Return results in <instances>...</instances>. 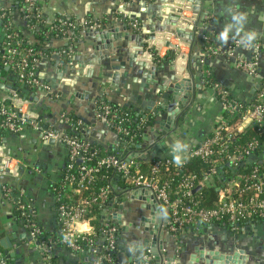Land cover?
Returning a JSON list of instances; mask_svg holds the SVG:
<instances>
[{
  "label": "crops",
  "instance_id": "obj_1",
  "mask_svg": "<svg viewBox=\"0 0 264 264\" xmlns=\"http://www.w3.org/2000/svg\"><path fill=\"white\" fill-rule=\"evenodd\" d=\"M1 2L9 7L13 0ZM41 5L43 17L48 25L60 19H72L76 28L80 29L78 33L81 34L75 48L72 45L68 47L67 38H52L49 45L53 51L39 65L51 91L45 94L42 91H32L30 98L45 127L64 133L69 132L70 128L62 121L61 114L71 113L83 121L86 139L97 142L107 149L114 147L117 145L114 141L118 135L97 118L100 105L109 101L120 105L132 115L133 121L138 124L137 129L143 128V123H150L144 127V133L163 147L157 151L156 157L179 156L182 159L187 156L194 144L205 140L221 113V105L213 98L210 86L204 85V82H208L204 79L203 71L211 72L212 79L225 88L232 89L239 98L253 97L257 80L238 70L234 65L237 56L249 55L250 51L247 48L236 49L233 58L205 55L203 36L206 31L203 22L198 27L191 57L190 45L187 42L171 34L163 36V33L172 32L171 28L178 25L182 30L189 32L193 30L194 25L189 26L187 19L196 14L198 17V13L190 0H154L151 3L143 0H41ZM204 11L206 18L208 16L213 20L211 28L213 35L211 32L210 35L214 37L215 45L222 47L227 44L218 39L226 27L230 29V37L242 38L247 42H260L264 45V0H205ZM152 15H160L164 20L173 16L180 18V21L176 25H170L152 18ZM185 16L187 18H184ZM134 22L141 25V28L134 29L132 26ZM93 23H100L108 30L116 28L123 34L120 39H113L112 47L109 49L112 54L99 63H93L91 59L105 50L98 51L96 46L101 42L86 35L89 25ZM151 24L155 27V39L150 37ZM125 25L129 26L130 33H134L135 30L141 31L147 51L137 59L147 62L151 68L136 65L132 68L126 67L127 52L138 47L134 42L130 43L129 47L124 45ZM250 33H255L256 39L249 40ZM2 34L0 29V39ZM174 47L179 48V54L173 60H167V55ZM64 49L73 50L72 64L69 63L70 60L67 64L62 61L59 52ZM189 59L192 62L195 80L202 88L198 91L193 105L180 119L177 131L171 133L163 129L158 122L168 123V112L175 107L172 92L163 89L159 91L157 84L163 83L171 87L188 78ZM172 65L175 67L173 70ZM153 67H156L158 73L157 84L149 81L150 75H144L145 71L151 74ZM115 73L120 74L118 86H114L112 82ZM0 77L5 78L4 82L0 81V95L15 89L14 76L0 74ZM1 84L5 86L1 87ZM190 91V88L185 90L191 96ZM32 94L37 97V101H34ZM172 126L173 123L170 124L171 129ZM139 142L143 143V147L149 146V142L143 139L139 141L136 138L134 143ZM5 145L12 159L10 166L14 169L17 166L18 171L16 174L5 176L0 173V240L5 238L11 241L10 252H14L15 256H8L13 264H41L40 252L31 246L32 238L25 227V222L16 206L5 198L3 186L11 183L14 190L25 197L43 228L51 234L56 233L59 223L58 207L53 189L65 170L69 150L61 141L43 143L39 133L32 128L26 130L22 137L8 138ZM134 150L138 149L131 142L127 153ZM150 157L152 156L149 155L148 158ZM143 204V201L127 197L122 208L120 206L118 210L127 229L122 228L120 245L124 251H117V264H138L137 260L141 256L138 250L134 249V245L142 244L145 239H152V236L140 226L142 217L151 216L150 211L142 207ZM195 225L185 229L178 239H175L167 228L165 229V257L179 251L180 262L186 264L197 255V247L203 254L207 251L220 250L223 253H231L230 255H233L234 248H240L244 249L248 259L246 264H264V223L258 221L243 227L238 225L235 229L214 225L197 228ZM51 249L59 258L60 264H80L87 258L92 259L90 253L86 254L84 259H80L57 242L51 243ZM0 250L5 254L1 246ZM128 253L131 257H128ZM150 264H156L154 259Z\"/></svg>",
  "mask_w": 264,
  "mask_h": 264
},
{
  "label": "built area",
  "instance_id": "obj_2",
  "mask_svg": "<svg viewBox=\"0 0 264 264\" xmlns=\"http://www.w3.org/2000/svg\"><path fill=\"white\" fill-rule=\"evenodd\" d=\"M150 2L153 0H143ZM36 0H23L22 10L26 13L25 17H34L41 19L43 14L39 7H35ZM0 0V9L2 4ZM6 12L0 14V19L5 21L1 24V29L5 40L0 45V64L16 72L19 82L22 85L30 87L33 91H42L50 93L51 88L44 80L39 69L43 59L47 57L43 51H37L33 47H26L20 36L19 27L13 25L10 19H6ZM204 29L206 34L203 36L205 41V55L208 56H225L226 58L235 57V51L239 48H247L250 53L248 56H237L235 58V67L245 72L251 78L257 80L256 89L253 97L242 99L233 93L232 89L225 88L221 83L214 82L210 86L213 98L219 101L221 113L217 118L211 132L200 144H194L188 151L187 156L198 157L209 163L211 180L214 176L223 170L226 163L232 166L237 165L245 156H251L257 148H260L264 158V146L260 145V140L253 138L248 143H239L234 145V137L245 131L248 127L258 125V132L264 138V45L260 42H247L242 38L230 37L226 45H215L209 33L213 26L212 18L205 17ZM25 25V22H24ZM63 26L76 27L74 22L64 21ZM133 28H137L138 23H132ZM90 28H103L100 23L89 25ZM34 29V26L31 27ZM69 39V37H67ZM60 55H64L71 60L73 50H62ZM203 74H209L203 71ZM33 100L30 96H25L18 91L12 90L9 93L0 95V173L11 175L17 173L18 167L14 169L10 166L12 161L7 153L5 142L8 138L22 137L29 128L35 129L43 143L51 140L61 141L69 150V158L65 169L66 185L76 197L71 203H59L58 222L61 224L60 244L72 251L82 252L81 243L87 241L92 244L91 236L96 232L95 225L92 221L95 216L86 218L92 209H102V241L99 246H91L90 254L92 264H103L105 260L110 261L114 251H118L119 240L118 233L121 224L116 216L120 206L125 203L128 194L122 197L115 206L117 193L124 191L114 189L115 178L110 179L107 187H102L98 192L91 191L86 195V191L92 189L91 185L96 180V176L104 168H113L114 174L122 176L125 181L131 185L130 188H138L147 191H153L161 201L166 215L168 216L167 230L172 233L173 237L178 239V231H185L186 227L199 223H214L226 220L233 225L241 221L264 217V170L258 166L253 168L250 173L230 171L232 174L222 183L219 188L218 200L214 207H202L198 200L193 198V185L195 175H188L178 181L176 189L182 192L181 197H172L170 187L161 182L160 173L162 169L178 167L184 163V158H180V163H174L172 156L150 158L132 157L128 155L119 158L117 156H107L100 158L96 165L90 166L89 162L97 154L92 151L91 142L80 140L77 136H70L68 132L45 127L41 119L33 108ZM70 113L63 112L61 119L71 131L84 136L86 127L81 119L72 124ZM113 115V110L106 104H101L97 113V118L104 122L110 129V121L107 119ZM122 121L119 122L121 124ZM117 133L124 136L129 135V131L117 126ZM111 130V129H110ZM141 130V129H140ZM117 134L116 132H114ZM121 141L125 138L118 136ZM2 138V139H1ZM5 140V141H4ZM186 156V157H187ZM77 163H79L77 165ZM146 163L148 170L145 172L141 165ZM78 170V175H77ZM75 171V172H74ZM129 189V188H128ZM127 190V189H125ZM3 194L7 200L13 203L17 211L24 217L25 227L31 235V246L40 252L41 264H53L50 260L54 256L51 249L50 241L39 240L38 236L42 229L37 225L36 220L31 216L34 214L32 207L26 201L25 197L14 190L11 183L3 186ZM78 196V198H77ZM57 203L59 198H57ZM236 227H233L235 229ZM143 264H150L154 259L150 250L147 249L142 256ZM0 264H7L5 254L0 252ZM80 264H86L85 261Z\"/></svg>",
  "mask_w": 264,
  "mask_h": 264
},
{
  "label": "trees",
  "instance_id": "obj_3",
  "mask_svg": "<svg viewBox=\"0 0 264 264\" xmlns=\"http://www.w3.org/2000/svg\"><path fill=\"white\" fill-rule=\"evenodd\" d=\"M22 1L23 0H13V2L11 3V5L9 7H6L5 5H3L2 3V9H0V14L2 12H6L7 17L6 19H10L13 22V25L16 26L17 28L19 27V32H20V36L21 39L23 41V45L26 47H33L35 48L37 51H43L45 53V55H48L49 53H51L53 51V49H51L49 42L52 38H67L68 39V47L69 45H72L73 48L76 47L77 43H78V39H81V34H79L78 32L80 31L79 28H73V27H69V26H63L62 23L64 21H68L70 22H74L72 21V19H60L57 20L56 22L52 23L51 25H48L46 23V20L44 19L43 16H41L40 20H37L36 18H26L25 15L26 13L22 10ZM154 1V0H153ZM151 1V2H153ZM150 3V2H148ZM35 7H39L40 12L42 13V5H41V0H36L35 2ZM5 21L3 19H0V29H1V24L2 22ZM25 22V25H24ZM34 26V29H31V27ZM210 35V33H209ZM211 36V35H210ZM214 37L211 36V39H213ZM5 40L3 34H2V39H0V45L2 44V42ZM68 49V48H66ZM153 53H155L153 51ZM62 56V61L64 63H68L70 59L66 58L64 55ZM167 60H172L173 57L171 56V54L169 53L166 57ZM0 74L2 76H6L7 74H10L12 76H14L15 78V91L20 92L21 94L25 95V96H30L31 92L33 91L30 87L26 86V85H22L17 77V74L15 71L11 70V69H6L5 66L0 64ZM204 79L207 80L208 84L211 85L212 83L216 82L214 79H212V75L211 72H209V74H204ZM104 104L110 106L113 110V115H109V117L107 118L111 125H110V129L113 132L117 133V126H122L124 128H126L129 131V135L128 136H124L121 133H117L118 136L125 138L127 145L122 146V145H115L114 147H110V148H105L104 146L97 144V142H93L89 139H86L83 135L76 133L74 131H69L68 134L70 136H77L79 137L80 140L84 141H90L91 142V146H92V151H96L97 154L95 155V157L92 158V160L89 162L90 166L96 165V163L98 162V160L100 158H104L107 156H117L119 158H122L124 156L127 155L128 152V148L129 145L132 141H135V139L137 138V136L140 133V129H137V123H135L132 118V115H130L129 113L126 112V110L124 108H122L120 105L118 104H114L112 102H105ZM71 119H72V124H76V120L79 119V117H76L74 114H69ZM122 121L121 124H119V122ZM150 123H147V125ZM2 134V132L0 133ZM253 138H257L260 140V145L264 146V138L261 137L259 135L258 132V125H253L252 127H248L245 131L237 134L234 139H233V144H239V143H248L249 141H251ZM2 139V138H1ZM200 144V143H199ZM126 148V149H125ZM262 150L260 148H257L255 153L251 156H245L242 161H240L237 165L232 166L231 164L226 163L223 170H221L218 173V176H214L213 180H211V177L209 175L210 172V166L209 163L207 161H205L204 159L198 158V157H185L184 158V163L178 167H172L169 170L168 169H162V172L160 173L161 176V182L163 184L168 183L167 185L170 187V195L172 197H181L182 196V192L178 191L176 189V185L178 183V181L182 180L184 177L192 174L195 175V182L193 185V189H192V193H193V199L196 201L198 200L201 204L202 207L205 208H211L214 207L217 200H218V193H219V188L222 186V183L224 181H226L227 178L230 177V175L232 174L230 171H235V172H246V173H250V171L255 168L256 166H258L261 170H264V158L262 157ZM79 163H77L78 165ZM141 168L143 169V171H147L148 167L147 164L144 163L141 165ZM75 172V171H74ZM67 175V170L65 169L62 173V175L60 176V180L57 183V185L54 186L53 189V193L55 196V199L57 200V198H59V201L57 204L59 203H71L73 202V199H75L76 197L73 195V192L70 190V188L66 185L65 182V176ZM77 175H78V170H77ZM115 178L116 175L114 174V169L113 168H104L100 173L97 174L96 176V180L93 182V184L91 185L92 189H89L88 191H86V195H88L91 191H96L98 192L100 190V188L102 187H107L110 184V179L111 178ZM117 186L118 189L120 190H125L130 188L131 185H129L125 179L122 178V176H119V180L117 182ZM78 198V196H77ZM122 200V198H121ZM104 208L102 209H92V213H88L86 218L90 217V216H95L96 219L94 221H92V224L95 225L96 227V232L93 236H91L92 239V244H90L87 241H83L81 243V247L83 249L82 252H75L72 251L70 249H68L71 253H74L76 255V257L78 258H83L86 256V254L90 253V248L91 246H99L101 243H103L102 241V231H101V218H102V212H103ZM18 213L21 216V213L18 211ZM31 216L36 220L37 225L39 227H41L42 232L41 234L38 236L39 240H43V241H50V242H57L60 243V239H61V224L58 223V227L56 230V233H49L45 228H43L42 224L39 222L38 217L34 214H31ZM22 219H24V217L21 216ZM260 222L261 224L264 223V217H257L255 219H251V220H245V221H241L240 223H238L239 227H243L246 224H252V223H256V222ZM208 225H214V226H218V227H229V228H233V227H237V225H233L230 222L223 220V221H218V222H214V223H199L195 226L198 227H206ZM191 227L193 225H190ZM188 227H186L185 229H188ZM122 227H120V231L118 233V242L119 245L121 243L122 240ZM182 231L179 230L178 231V237L181 236ZM172 234V233H170ZM119 251V248H118ZM0 252H2L0 250ZM120 252V251H119ZM3 253V252H2ZM4 254V253H3ZM117 251H114L111 255V260L107 261L105 260L103 264H117ZM5 258L7 260V264H13L11 258L8 255H5ZM53 264H60V260L59 258H57L55 255L53 257H51L50 260ZM84 261V260H83ZM93 262V261H92ZM91 261H89L87 264H92ZM137 263L140 264V260H137Z\"/></svg>",
  "mask_w": 264,
  "mask_h": 264
},
{
  "label": "water",
  "instance_id": "obj_4",
  "mask_svg": "<svg viewBox=\"0 0 264 264\" xmlns=\"http://www.w3.org/2000/svg\"><path fill=\"white\" fill-rule=\"evenodd\" d=\"M190 2L193 4L194 10L198 13V17L194 23L193 30L191 32L185 31L182 29H177L175 31V34L178 38L183 39L185 42H187L190 45V57L192 55V50L194 48V44L196 41V35L197 30L201 22L204 21L206 17V13L204 11L205 8V0H190ZM152 18H156L157 20L164 21V23L170 24V25H176L179 23L180 18L177 17H169L168 19H165L160 15H152ZM182 23L184 21H181ZM137 28H141V25H138ZM150 37L152 39L155 38V31H154V25H150ZM135 29V28H134ZM124 45L126 47H129L130 43L137 44V49L128 51L126 54V58L128 61V65H126L127 68H132L134 65L141 67V68H151L149 67L148 63L145 61L138 60V56L144 55V53L147 51L146 49V43L145 38L143 37L141 31L135 30L134 33H130L129 26H124ZM86 35L90 38L97 39V41L101 42L100 45H97L96 48L98 51L104 49V52L99 53L98 55H94V57L91 59V62L93 63H99L101 60H103L105 57H109L112 53L109 51L112 47V41L113 39H120V37L123 35L118 29L116 28H88L86 31ZM122 47V46H120ZM111 53V54H110ZM175 67L174 65L171 66V69L173 70ZM8 70L9 68L6 67ZM153 72L149 74L148 71L144 72V75L149 76V81L152 83H158V73L156 72V67H153L151 69ZM188 71H189V77L182 80V82H177L175 85L168 87L166 85H163L158 83L159 91L160 89L163 90H169L172 92V100L174 102V109L168 112V123L165 122H158V124L165 129L166 131H171V133L177 131L179 128L180 119L186 114L188 109L193 105L195 102L196 97L198 96V91L202 88V85L197 83L195 80V74L192 67L191 59H189V65H188ZM120 79V74L115 73L112 82L114 86H118ZM173 79V78H172ZM0 81H5L4 77H0ZM4 84H1V87H4ZM187 88H190L191 96L189 93H186L185 90ZM158 91V92H159ZM190 96V97H189ZM200 97L202 94L199 95ZM32 97L34 101H37V97L32 94ZM161 113V112H160ZM145 118V117H144ZM173 123V128L171 129L170 124ZM166 124V125H165ZM147 124L143 123V128H141L140 133L137 137V140L141 141L146 140L149 142L148 147H143V143H134L135 141H132V145H134L138 150L130 151V153H127L129 158L132 157H142L147 158L150 156H155L157 151L162 147L159 146V142L153 141V138L150 137L147 133H144V127H146ZM154 130V129H152ZM86 132V131H85ZM83 132V134L85 133ZM105 133V132H104ZM51 143L55 142L53 140L50 141ZM115 144H119L122 146L127 145L125 141H120L119 137L114 141ZM163 148V147H162ZM161 148V149H162ZM119 180V176L117 175L115 177V182L113 184L114 189L116 190L118 188L117 182ZM126 194L129 195V198L132 200H140L143 201L144 204L142 205L143 208L148 209L150 211L151 216L150 217H142L140 226L144 228L146 232H148L152 239H145L142 244L140 245H134V249L138 250L140 260V264H143L144 261L142 259V256L146 252L147 249L150 250L151 254L154 257V261L156 264H184L180 262L179 260V251L175 253L174 255L170 257H165V246L164 243L166 241L164 234L166 233L165 229L168 225V216L165 213V210L163 208V205L161 201L157 198L156 194L153 191H147L143 189L138 188H129L127 190L121 191L117 193V199L115 200V203H110L112 206H115L116 202H118L123 196ZM122 208V205H121ZM116 218L119 221V224L122 225L123 229H127L124 222L121 220L120 215L118 214ZM213 225H208L206 227H212ZM0 246L4 249V252L6 255H11L12 257L15 256L14 252H10V249L12 248V243L9 239H1L0 240ZM119 251H124V248L122 245H119ZM231 251V249H230ZM196 254L193 256V259L187 262L186 264H246V261L248 260L244 249L240 248H234L233 255H230L231 253H223L220 250H214V251H207L206 253H202L199 247L196 248ZM128 257H131V255L128 253ZM89 258L85 259L86 264L89 262Z\"/></svg>",
  "mask_w": 264,
  "mask_h": 264
},
{
  "label": "rangeland",
  "instance_id": "obj_5",
  "mask_svg": "<svg viewBox=\"0 0 264 264\" xmlns=\"http://www.w3.org/2000/svg\"><path fill=\"white\" fill-rule=\"evenodd\" d=\"M193 17V18H192ZM191 18L189 17L187 20H188V24H189V26H193L194 25V23H195V21H196V18H197V14L196 15H193ZM184 18H186V16L184 17ZM179 26V25H178ZM172 27L171 29H172V32H169V33H167V34H164L163 33V36L164 35H172V36H176L175 35V31L177 30V29H180V27ZM187 28H190V27H187ZM176 38H178L177 36H176ZM178 39H181V38H178ZM181 40H183V39H181ZM178 50H179V48L178 47H174V48H172L171 49V51H170V54H171V56L173 57V59H174V57H176L178 54H179V52H178ZM172 59V60H173Z\"/></svg>",
  "mask_w": 264,
  "mask_h": 264
},
{
  "label": "clouds",
  "instance_id": "obj_6",
  "mask_svg": "<svg viewBox=\"0 0 264 264\" xmlns=\"http://www.w3.org/2000/svg\"><path fill=\"white\" fill-rule=\"evenodd\" d=\"M229 28L228 27H226L220 34H219V36H218V39H221V40H223V41H227L228 39H229ZM248 39L249 40H254V39H256V35H255V33H250L249 35H248ZM174 163H176V164H179L180 163V157L179 156H176L175 158H174Z\"/></svg>",
  "mask_w": 264,
  "mask_h": 264
},
{
  "label": "bare ground",
  "instance_id": "obj_7",
  "mask_svg": "<svg viewBox=\"0 0 264 264\" xmlns=\"http://www.w3.org/2000/svg\"><path fill=\"white\" fill-rule=\"evenodd\" d=\"M186 18H187V16H186ZM155 38H156V37H155ZM155 38H154V39H155Z\"/></svg>",
  "mask_w": 264,
  "mask_h": 264
}]
</instances>
